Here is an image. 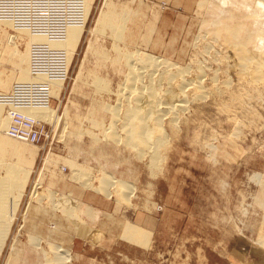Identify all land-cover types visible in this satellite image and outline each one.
<instances>
[{
  "label": "rangeland",
  "instance_id": "1",
  "mask_svg": "<svg viewBox=\"0 0 264 264\" xmlns=\"http://www.w3.org/2000/svg\"><path fill=\"white\" fill-rule=\"evenodd\" d=\"M79 2L80 21L66 24L58 40L0 19L1 95L40 79L30 71L32 45L63 53L68 68L44 107L58 122L43 123V142L17 145L35 156L0 152V182L10 184L0 190V264H59L54 247L66 251L63 264H264V0ZM70 7L76 15L75 0ZM106 13L120 14L126 40L113 39L106 26L99 31ZM113 43L120 54L167 62L144 70L153 72L150 106L133 104L149 91L138 80L132 90L125 85L128 70L113 60ZM166 66L182 77H171V86ZM95 75L104 88L96 89ZM47 79L49 89L63 80ZM166 88L184 110L165 106ZM133 108L144 126L128 119ZM4 135L0 129V141ZM101 172L131 185L128 201H117L111 187L103 195ZM124 225L133 230L123 233Z\"/></svg>",
  "mask_w": 264,
  "mask_h": 264
},
{
  "label": "built area",
  "instance_id": "2",
  "mask_svg": "<svg viewBox=\"0 0 264 264\" xmlns=\"http://www.w3.org/2000/svg\"><path fill=\"white\" fill-rule=\"evenodd\" d=\"M75 1L78 4L76 15L72 14L75 11L71 13L70 0H0V19L11 20L16 28L34 34L51 33L49 37L58 40L63 37L66 24H76L81 19L80 2ZM30 51V71L40 79L33 84L13 85L7 95H0V104L7 110L9 126L6 136L27 144H38L48 134L44 131V124L21 114V110L51 107L55 98L49 95L48 84L44 79L62 78L64 84L68 80V68L65 70L61 52L37 45H32Z\"/></svg>",
  "mask_w": 264,
  "mask_h": 264
},
{
  "label": "bare ground",
  "instance_id": "3",
  "mask_svg": "<svg viewBox=\"0 0 264 264\" xmlns=\"http://www.w3.org/2000/svg\"><path fill=\"white\" fill-rule=\"evenodd\" d=\"M218 1V0H217ZM202 2V1H201ZM224 2V1H223ZM205 3H206V1H205ZM219 4H221V3H219ZM224 4V3H223ZM223 4H221V5H223ZM263 4H264V2H263ZM212 5V4H211ZM256 5H260V7H261V3L260 2H256ZM225 6V5H224ZM223 8V7H222ZM232 11H234V10H232ZM240 11H242L241 9H240ZM111 13V12H110ZM112 13H115V12H112ZM214 13V12H213ZM212 13V14H213ZM220 13V12H219ZM236 13V12H235ZM121 14H127V12H122ZM118 15H120V14H105V15H102V17H100V19L98 20V22H97V25L99 26V31L101 30V29H104V27L106 28V29H108V31H109V33H110V35L113 37V39H115L116 41H124V40H126L127 38L124 36V33L126 32L125 30H123V28L124 27H122V25H121V23L119 24L118 23ZM210 16H212V15H210ZM209 16V17H210ZM216 16V15H215ZM213 18V17H212ZM5 20V19H4ZM7 20V19H6ZM8 22H9V24H11L12 23V21L11 20H7ZM230 22V21H229ZM215 23V22H214ZM219 25V24H218ZM217 25V26H218ZM255 25H256V23H255ZM230 28V27H229ZM22 33V32H21ZM101 33V32H100ZM213 36V35H212ZM213 40V39H212ZM211 40V41H212ZM215 40V39H214ZM119 44V43H118ZM126 46V45H125ZM208 48V47H207ZM210 48V47H209ZM111 49H113L116 53H117V55L116 56H114V58H113V60L115 61V62H117L119 59V61H121V63L123 64V66H125L126 68H127V70H128V73L126 72V74H128L127 75V79L125 80V85H127V83H128V85L130 86L129 88H131V87H134L135 85V82H137V80L138 81H140L139 82V84H137V86L139 87V89L141 88V89H147L148 91H149V93H148V95H147V97L145 98V100H143V99H141L142 97H140V96H137V97H134V98H132V102H133V104L135 105V106H142L143 104L144 105H148V106H150L153 102H155L154 101V99H155V96H154V93H153V87H152V83H151V75L150 74H152L153 72H152V70H154L155 69V67H158L159 69H160V66H165V65H167L166 63V61H164V62H161L160 60H157V59H154V58H152V57H149V56H146L145 58H140L137 54H135L134 52L133 53H129V52H125V53H119V50L118 49H120V48H118V46H116L114 43L112 44V47H111ZM122 49V48H121ZM213 49V48H212ZM129 50V49H128ZM205 50V49H204ZM122 52V51H121ZM131 52V51H130ZM109 53V52H108ZM137 53V52H136ZM109 55H111V54H109ZM98 57H100L101 59H105L106 60V58H107V56H106V53H104L103 51H102V49H101V51L98 53V55H97ZM209 56V55H208ZM224 59V58H223ZM100 60V59H99ZM109 60V59H108ZM215 60V59H214ZM248 61H249V59H247ZM255 60V59H254ZM256 61V60H255ZM158 62H160V63H158ZM166 62V63H165ZM243 62V61H242ZM245 62V61H244ZM105 63H106V61H105ZM119 63V62H118ZM111 64V63H110ZM112 64H113V61H112ZM113 66V65H112ZM122 66V65H121ZM122 66V67H123ZM117 67V66H116ZM118 67H119V65H118ZM136 67H138V68H136ZM167 67V66H166ZM170 67V66H169ZM172 67V66H171ZM100 68V67H99ZM113 68V67H112ZM115 68V67H114ZM147 68H152V70L150 71V72H152V73H150V74H146L145 73V71L144 70H146ZM154 68V69H153ZM157 68V69H158ZM163 69V68H162ZM169 69H171V68H169ZM168 69V67L166 68V70H167V72H165L164 70H165V67H164V72L165 73H167V85H170L171 84V82L172 81H174L173 80V78H174V75H179V71L177 70V71H168L169 70ZM113 70V69H112ZM119 70V69H118ZM188 70V69H187ZM155 71V70H154ZM120 72H121V70H120ZM149 72V71H148ZM99 73V72H98ZM157 73V72H156ZM80 74V73H79ZM95 74H97V73H95ZM100 74V73H99ZM122 74V73H121ZM143 74H146V76H145V78H148V80H149V83L147 84V85H145L144 83H143V80L145 79V78H143L144 76H143ZM164 74V73H163ZM201 74H203V73H201ZM99 76V75H98ZM156 76V75H155ZM180 76V75H179ZM202 75H199V77H201ZM165 77V76H164ZM171 77H173V78H171ZM197 77H198V75H197ZM161 78V77H160ZM177 78V77H176ZM175 78V79H176ZM182 77L180 76V79H181ZM125 79V78H124ZM197 79V78H196ZM199 79V78H198ZM93 81V84L96 86V89H102V88H104V86H103V83L104 82H102V79L100 78V77H97L96 75H95V77L92 79ZM179 79H177V81H178ZM215 80V79H214ZM213 80V81H214ZM47 81V80H46ZM154 81V80H153ZM158 81H160L159 79H158ZM48 82H49V80H48ZM58 81H56L55 83H57ZM191 82V81H190ZM197 83H198V81H196ZM61 83H62V81H60L59 83H57V84H52V86H51V88L49 89V95H54L55 93L54 92H56V93H58L59 92V90H61L62 89V87H61ZM130 83L132 84V86L130 85ZM159 83V82H158ZM178 84L179 85H177L178 87H179V92L180 93H184V90H183V87H184V85H185V81L184 80H180L179 82H178ZM199 84H201V83H199ZM214 84V83H213ZM225 84V83H224ZM187 85V84H186ZM190 85V84H189ZM193 85H195V86H193ZM121 86V85H120ZM171 86V85H170ZM169 86V87H170ZM192 86H193V88H192ZM201 86V85H200ZM122 87H124V85H122L121 86V88ZM168 87V86H167ZM190 87L192 88V90H194V92H195V94H193V96L195 95L197 98H201L202 97V91H200V87H199V85H197V84H192L191 83V85H190ZM61 88V89H60ZM120 88V89H121ZM137 88V87H136ZM119 89V90H120ZM167 89V88H166ZM170 88H168L166 91H164V93H163V95H164V104H166L165 106H169V110H171V112L172 111H177L178 112V110H184V104H182L184 101H183V99L181 98V100H178L177 101V103H173V100H171L172 99V97H170V90H169ZM216 89H217V87H216ZM51 90H53V91H51ZM103 90H105V89H103ZM131 90H132V88H131ZM11 91V90H10ZM152 93H151V92ZM197 91V92H196ZM121 92H122V90H121ZM141 92H143V91H140V93ZM9 93V92H8ZM118 93V92H117ZM120 94V93H119ZM122 94V93H121ZM1 95V94H0ZM4 95H7V94H4ZM129 95H130V93H129ZM184 95V94H183ZM204 95V94H203ZM117 96H118V94H117ZM134 96V95H133ZM192 96V97H193ZM56 97V96H55ZM191 97V98H192ZM124 99L126 98V96L124 95V97H123ZM185 98V97H184ZM194 98V97H193ZM127 99V101H129L130 99H129V97H127L126 98ZM126 99L124 100V101H126ZM157 101V100H156ZM158 102V101H157ZM159 104V103H158ZM0 106L1 107H3L4 105H2V104H0ZM137 108H139V107H137ZM145 108V107H144ZM130 110V109H129ZM4 111V112H3ZM3 111L0 109V114L1 115H3L4 114V117L2 116L1 117V115H0V129L3 131V133L5 134L4 135V138L5 139H9V140H11L12 141V143L11 142H7V140H5V139H2L1 141H0V152H2V154H3V156L4 155H6L7 153H11V154H15L17 157H21V156H23L24 158H25V160H27L28 158H31V157H34L35 156V154H36V150L35 149H33V150H30L29 148H27V146H23L22 148H19V146H17L18 144H21V145H32V144H27V143H24V142H16L15 140H12V139H10L9 137H7L6 136V131H7V129H8V126H9V121H8V118H7V115H6V111H5V109H4V107H3ZM111 111V110H110ZM138 111V109H134L133 108V111H132V113L130 114V115H128V119L130 118V119H137V121H138V123H137V126H139V127H142V126H144V123H142V117L140 116V114L137 112ZM2 112H3V114H2ZM93 112V111H92ZM94 113V112H93ZM21 114H23V115H25V116H28V115H31V116H28L29 118H31L33 121H36V122H38V123H48V122H50L51 121V119H53V117H54V112H52V111H48V110H46V108H44V107H30V108H28V109H24V110H21ZM94 115H95V113H94ZM165 115V114H164ZM56 116V115H55ZM168 116V115H167ZM57 117V116H56ZM55 117V119H53V121H52V123L54 124V123H57L58 121H56V120H58L57 118ZM166 118V117H165ZM92 121V120H91ZM94 121V120H93ZM96 123V122H95ZM162 123V122H161ZM171 123V122H170ZM53 128H54V126H53ZM98 128V127H97ZM103 131H105V130H103ZM103 131L101 132V133H103ZM145 132V131H144ZM91 135H93V134H91ZM90 135V136H91ZM109 135V134H108ZM47 136V135H46ZM95 138H96V136L95 135H93ZM105 137L107 136V135H104ZM103 136V137H104ZM115 136V135H114ZM104 137V138H105ZM3 138V137H2ZM91 138V137H90ZM146 138V140H148L147 139V137H145ZM144 138V139H145ZM92 139H93V137H92ZM151 140V139H150ZM96 141H98L97 139H96ZM157 142V143H156ZM161 141L160 140H156L155 141V144H154V146L155 147H157V145L160 143ZM145 143H146V141H145ZM162 143V142H161ZM36 145V144H35ZM127 145V144H126ZM152 145H153V143H152ZM26 147V148H25ZM153 147V146H152ZM154 147V148H155ZM153 148V149H154ZM151 150V149H150ZM156 150V149H155ZM159 150V149H158ZM154 151V150H153ZM152 151V152H153ZM140 152V151H139ZM155 152V151H154ZM153 152V156L154 157H156L155 156V153ZM157 152V151H156ZM157 154V153H156ZM14 155V156H15ZM12 156V155H11ZM153 156L152 157H150L151 159H150V163H152V161H153ZM13 157V156H12ZM22 157V158H23ZM28 157V158H27ZM18 159V158H17ZM94 159V158H93ZM29 160V159H28ZM49 160V159H48ZM47 160V161H48ZM19 161V160H18ZM71 161V160H70ZM49 162V161H48ZM4 162H2L1 160H0V164L2 165ZM21 163V162H20ZM46 163V162H45ZM70 163V166H71V170L72 171H74L75 172V175L74 176H76L77 178H79V180L81 181V180H83V178H82V176H84L82 173H81V171L78 169L79 168V166L77 165L76 166V164L75 163H72V162H69ZM154 163H155V161H154ZM5 164V163H4ZM3 164V165H4ZM22 164V163H21ZM153 165V164H152ZM27 166V165H26ZM7 168H8V173H16V172H18V171H20L21 170V167H19V165L18 166H16V168H15V170H14V168L13 167H9V166H7ZM6 175H8L7 174V172H4ZM102 173V184L100 185L101 187H99V190H101V192L102 193H104L103 195L105 196L106 194H107V198H108V196H109V194H108V191H109V188L111 187V188H114V190H112V191H114V194H115V196H116V198H117V201H120L121 203H122V200H124V201H128L127 200V197L129 196V193H132L131 191H132V187H131V185H129L128 183H125V182H123V181H120V180H118V179H115L114 177H112L110 174H108V173H105V172H101ZM7 177V176H6ZM7 179H8V177H7ZM87 180V179H86ZM83 183V182H82ZM101 183V182H100ZM10 188V184L8 183H1L0 182V190H2V189H6L7 191H8V189ZM20 188H21V186H20ZM111 188H110V190H111ZM18 190V189H17ZM98 190V189H97ZM15 191V190H14ZM12 192V191H11ZM69 210V209H68ZM67 209H66V213H68L69 211H68ZM68 211V212H67ZM71 213V212H70ZM90 218V217H89ZM121 226H122V224H121ZM133 227H131L130 225H124L123 227H122V231H123V233H125V232H131V230H133L132 229ZM144 233V232H143ZM141 235H143V234H141ZM144 236V235H143ZM125 237V236H124ZM147 238V237H146ZM34 240V243H35V239H33ZM32 239L30 240L31 241V244H32V241H33ZM144 240H145V237H144ZM143 243H144V241H143ZM146 244V243H145ZM33 245H35V244H33ZM14 246V245H13ZM13 246H12V248H13ZM36 246V245H35ZM54 249V255L56 256V257H58V259L57 260H59V264H63V261L67 258L66 256V251L64 252V251H61L60 249L58 250L57 248H53ZM12 250H14L15 251V249H11V251ZM14 251H13V253H14ZM18 251V250H17ZM15 254L17 255V253H16V251H15ZM10 257H13V256H10ZM14 257H15V255H14ZM54 257V256H53ZM66 257V258H65ZM12 259V258H11ZM41 259V258H40ZM54 259H55V257H54ZM15 260V259H14ZM55 262V261H54ZM54 262H53V264H54ZM57 263H58V261H56Z\"/></svg>",
  "mask_w": 264,
  "mask_h": 264
},
{
  "label": "crops",
  "instance_id": "4",
  "mask_svg": "<svg viewBox=\"0 0 264 264\" xmlns=\"http://www.w3.org/2000/svg\"><path fill=\"white\" fill-rule=\"evenodd\" d=\"M255 264H259V263H255Z\"/></svg>",
  "mask_w": 264,
  "mask_h": 264
}]
</instances>
